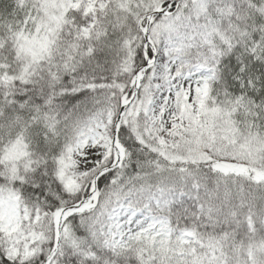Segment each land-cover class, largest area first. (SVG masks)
Here are the masks:
<instances>
[{"label": "snow or ice", "instance_id": "1", "mask_svg": "<svg viewBox=\"0 0 264 264\" xmlns=\"http://www.w3.org/2000/svg\"><path fill=\"white\" fill-rule=\"evenodd\" d=\"M0 264H264V0H0Z\"/></svg>", "mask_w": 264, "mask_h": 264}]
</instances>
